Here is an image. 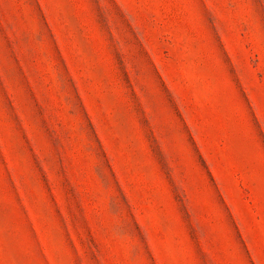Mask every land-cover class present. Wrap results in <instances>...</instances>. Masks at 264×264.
<instances>
[{
  "label": "rangeland",
  "instance_id": "374dc122",
  "mask_svg": "<svg viewBox=\"0 0 264 264\" xmlns=\"http://www.w3.org/2000/svg\"><path fill=\"white\" fill-rule=\"evenodd\" d=\"M0 264H264V0H0Z\"/></svg>",
  "mask_w": 264,
  "mask_h": 264
}]
</instances>
